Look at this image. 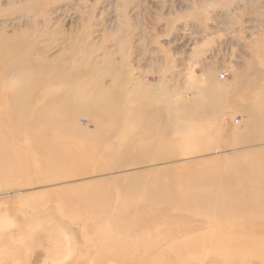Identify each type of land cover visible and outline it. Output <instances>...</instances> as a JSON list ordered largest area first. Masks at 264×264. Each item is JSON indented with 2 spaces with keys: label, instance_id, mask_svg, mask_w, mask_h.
Here are the masks:
<instances>
[{
  "label": "rangeland",
  "instance_id": "374dc122",
  "mask_svg": "<svg viewBox=\"0 0 264 264\" xmlns=\"http://www.w3.org/2000/svg\"><path fill=\"white\" fill-rule=\"evenodd\" d=\"M0 151V264H264V0H0Z\"/></svg>",
  "mask_w": 264,
  "mask_h": 264
},
{
  "label": "bare ground",
  "instance_id": "6f19581e",
  "mask_svg": "<svg viewBox=\"0 0 264 264\" xmlns=\"http://www.w3.org/2000/svg\"><path fill=\"white\" fill-rule=\"evenodd\" d=\"M17 93V92H16ZM22 94L19 93V97L16 96H9L7 100H9V103L11 105L12 113H18L20 114L21 110L24 111V124L27 125L28 128H26L23 133H20V128H15L14 133L11 135L13 140H26L30 141L31 139H34V142H32V147L34 151L37 153L44 155V157H41L40 163L43 165L45 170H49V167H53L55 164H58L57 156L55 154H58L59 150L56 148V144L59 141V134H56V128L59 127L58 122H54L52 119L53 112H46L44 115L35 116L33 114V104H30L28 101H25L27 106H21L19 105L20 96ZM25 97V96H24ZM23 98V97H22ZM29 100V99H28ZM29 103V104H28ZM25 105V104H23ZM31 107V109H30ZM14 119L13 114L11 115ZM17 124L20 125V121H17ZM68 132V131H66ZM64 136V135H63ZM63 143V142H62ZM62 152L65 154H71L72 151H74V147L71 143H67L65 146H61ZM17 153V152H16ZM63 154V153H62ZM64 154V155H65ZM13 158L0 151V173H2L3 177H7L9 175L6 171L9 167L6 164H10V168L13 165ZM12 169V168H11ZM12 172L14 173V170L12 169ZM15 174V173H14ZM66 174L63 172H57L55 176L52 177L51 180H62L66 179ZM44 180L47 179L45 176L43 178ZM72 179V178H71ZM160 191H154V194H158ZM154 194L149 195L150 197L146 198L148 202H152L154 199ZM153 197V199L151 198Z\"/></svg>",
  "mask_w": 264,
  "mask_h": 264
}]
</instances>
